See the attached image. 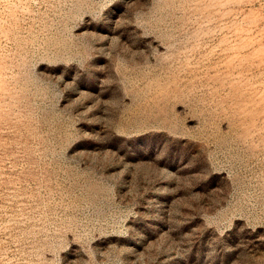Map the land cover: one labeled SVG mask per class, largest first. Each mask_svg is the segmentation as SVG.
Masks as SVG:
<instances>
[{
	"label": "rangeland",
	"instance_id": "rangeland-1",
	"mask_svg": "<svg viewBox=\"0 0 264 264\" xmlns=\"http://www.w3.org/2000/svg\"><path fill=\"white\" fill-rule=\"evenodd\" d=\"M0 264H264V0H0Z\"/></svg>",
	"mask_w": 264,
	"mask_h": 264
}]
</instances>
